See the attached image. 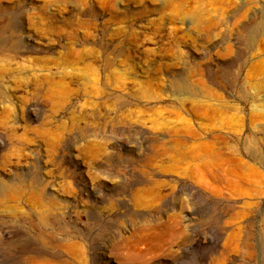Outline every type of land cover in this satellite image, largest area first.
<instances>
[{
	"label": "rangeland",
	"instance_id": "obj_1",
	"mask_svg": "<svg viewBox=\"0 0 264 264\" xmlns=\"http://www.w3.org/2000/svg\"><path fill=\"white\" fill-rule=\"evenodd\" d=\"M49 262L264 264V0H0V264Z\"/></svg>",
	"mask_w": 264,
	"mask_h": 264
},
{
	"label": "bare ground",
	"instance_id": "obj_2",
	"mask_svg": "<svg viewBox=\"0 0 264 264\" xmlns=\"http://www.w3.org/2000/svg\"><path fill=\"white\" fill-rule=\"evenodd\" d=\"M38 260H39V259H38ZM42 263H43V262H42ZM49 263H51V262H49ZM52 263H53V262H52ZM52 263H51V264H52Z\"/></svg>",
	"mask_w": 264,
	"mask_h": 264
}]
</instances>
